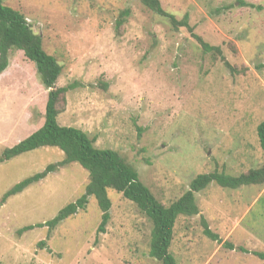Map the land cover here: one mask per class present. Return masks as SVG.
Instances as JSON below:
<instances>
[{"label":"rangeland","instance_id":"374dc122","mask_svg":"<svg viewBox=\"0 0 264 264\" xmlns=\"http://www.w3.org/2000/svg\"><path fill=\"white\" fill-rule=\"evenodd\" d=\"M3 2L24 15L61 64L55 85L72 86L57 104L58 124L116 150L164 205L199 173L238 175L264 164L257 136L264 0H160L177 19L187 15L193 32L221 55L205 52L185 27L175 29L139 0ZM46 97L34 63L12 50L0 74V156L43 124ZM63 157L58 147L42 146L1 161L0 201ZM87 182L88 171L70 162L0 202V264H161L148 253L150 220L113 189L105 232L96 233L101 211L92 196L53 229L37 225L76 200ZM195 201L199 212L174 223L169 252L179 264H264V183L211 182ZM200 216L232 247L205 235Z\"/></svg>","mask_w":264,"mask_h":264},{"label":"trees","instance_id":"16d2710c","mask_svg":"<svg viewBox=\"0 0 264 264\" xmlns=\"http://www.w3.org/2000/svg\"><path fill=\"white\" fill-rule=\"evenodd\" d=\"M139 1L154 13L168 18L175 29L185 27L205 52L221 55L219 46L210 45L193 32L187 15L177 19L174 14L162 7L160 0ZM248 5L256 7L252 3ZM128 13L129 10L124 9L121 12V18ZM120 23L121 20L118 21V24ZM12 50L22 51L24 57L34 63L42 83L47 88V97L43 124L14 145L6 147L0 156V162L42 146L58 147L62 150L64 157L59 161L47 164L43 170L14 184L3 194L0 202L4 203L9 196L21 192L28 185L45 178L59 166L70 162H78L88 171V182L83 193L76 200L60 208L52 219L43 224H37L38 226L45 224L49 230L53 229L62 220L77 213L80 209H84L88 197L92 196L101 211L96 233L105 232V226L110 219L109 210L111 207L107 190L113 189L132 201L150 220L152 227L149 256L159 260L161 264H179L169 252L173 227L179 215L191 216L199 212L195 201V192L204 189L211 182L229 188L264 183V164L238 175H229L223 171L199 173L191 179L186 191L169 205H164L140 180L138 171L116 150L98 148L94 145V140L82 129L58 124L56 119L59 113L57 104L72 86L57 87L55 85L62 69L61 64L53 55L44 50L41 36L33 31L24 15L0 0V74L9 64V55ZM224 63L230 70L234 69L227 61ZM261 66H264V63ZM257 136L260 148L264 151V118L257 125ZM200 217L205 235L221 242L222 245L232 247L228 241L218 239L217 235L210 230L203 216ZM33 227V225L26 226L24 230Z\"/></svg>","mask_w":264,"mask_h":264}]
</instances>
